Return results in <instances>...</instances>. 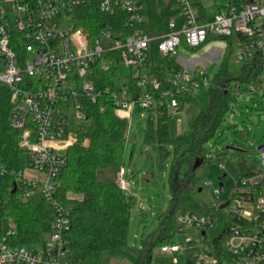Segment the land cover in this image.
Listing matches in <instances>:
<instances>
[{
    "label": "built area",
    "instance_id": "1",
    "mask_svg": "<svg viewBox=\"0 0 264 264\" xmlns=\"http://www.w3.org/2000/svg\"><path fill=\"white\" fill-rule=\"evenodd\" d=\"M176 1L182 21L177 24L170 18L167 30L157 35L140 28L145 20L143 0L1 2L0 83L9 92V124L20 130L18 146L27 155L26 166L13 171V186L22 199L47 201L55 214L51 230L34 245H12L6 239L12 231H2L0 264H84L72 257L64 238L70 225V207L58 200L57 188L67 164V149L77 139L75 129L87 118L92 105L99 112L110 107L126 120L127 132L131 116L146 123L163 112L172 114L178 110L179 95L209 86L213 76L204 67L190 68L177 59L180 69L162 79L155 77L146 61L150 41L157 40V50L166 55L187 50L182 43L197 47L209 37L237 32L246 39L241 41L236 58H248L263 47L264 0L232 1L203 22H198L200 15L191 0ZM85 4H92L106 16L95 36L77 22L78 10ZM116 11L125 13L127 35L123 37L115 36L109 25L107 16ZM215 41L222 42L224 50L225 41L207 43ZM113 52H117L118 76L110 84H100L96 71L111 68ZM121 67L128 72L121 74ZM259 153L262 168L236 177L223 197V190H214L213 209L224 205L233 219L224 242L228 258L213 253L205 241V230L215 223L212 212L207 216L189 209L176 213L178 233L191 231L184 244L195 246L191 252L194 264H264V196L260 190L264 184V149ZM6 172L0 162V178ZM116 182L121 189L127 187L121 169L116 172ZM184 244H163L159 250L176 253Z\"/></svg>",
    "mask_w": 264,
    "mask_h": 264
},
{
    "label": "trees",
    "instance_id": "2",
    "mask_svg": "<svg viewBox=\"0 0 264 264\" xmlns=\"http://www.w3.org/2000/svg\"><path fill=\"white\" fill-rule=\"evenodd\" d=\"M143 1L146 3L145 20L140 25L143 31L157 35L167 30L170 18L177 24L183 19L176 0ZM191 1L199 12L198 22H203L237 0H212L210 5H205L203 0ZM107 17L114 35H127L125 13L116 11ZM105 18L92 4L82 5L77 13L78 24L83 25L91 36L99 33ZM244 39V35L233 32L229 36L209 37L197 47L182 43L191 52L212 40L225 41L226 45L219 68L205 88L208 101L200 106L190 122L188 132L170 136L168 118L171 114L168 112L146 121L147 144L156 148L160 155L168 152L167 144L172 147L168 170L170 198L168 206L157 214L156 226L148 240L144 246L136 249L131 264H151L153 249L163 244L178 243L175 215L183 209L196 210L192 192L197 188L199 179L194 165L200 158L206 157L204 144L214 135L239 94H258L264 90V44L250 57L238 59L236 53ZM110 54L114 57L111 68L107 71L99 68L96 71L100 84H110L118 76L115 64L117 52ZM146 61L152 67L153 75L159 79L181 68L175 52L162 55L157 50V40L149 42ZM193 93L186 92L177 97L178 109L194 99ZM9 110L8 89L0 83V162L7 169L0 178L1 215L7 217L14 226L6 239L12 245H34L41 242L51 230L55 210L47 201L40 198L22 199L19 189L12 191L13 171L26 166L27 155L18 146L20 130L9 124ZM75 130L77 139L67 149V164L59 175L57 198L70 207V225L64 238L72 257L84 264H92L107 251L126 247V227L132 198L126 197L116 182V172L123 161L126 120L116 116L110 107L99 112L92 105L87 118ZM102 171L112 174V177L102 179ZM251 173L253 171L242 174ZM242 174L238 173L236 177ZM260 190L264 196V184ZM212 214L215 223L205 230V241L213 253L228 258L224 242L233 219L225 212L224 205L214 208Z\"/></svg>",
    "mask_w": 264,
    "mask_h": 264
},
{
    "label": "rangeland",
    "instance_id": "3",
    "mask_svg": "<svg viewBox=\"0 0 264 264\" xmlns=\"http://www.w3.org/2000/svg\"><path fill=\"white\" fill-rule=\"evenodd\" d=\"M3 1L0 0V12ZM203 2L207 4L212 0ZM221 43L219 41L207 43L204 50L201 47L194 53L179 49L176 52V59L181 63L182 58L202 56L212 45L222 47ZM217 55L219 60L222 53L219 52ZM218 60L204 67L209 76H213L218 70ZM120 70L123 75L128 72L126 67H121ZM262 81L264 82V74ZM193 98L168 118L170 136L190 130L191 120L200 106L208 101L207 90L205 88L196 90ZM72 113V110H69V114ZM122 113L119 111V114ZM145 137V120L136 115L131 116L120 168L122 178L127 184L123 192L126 197L132 198L126 227V247L107 251L92 264H131L136 249L144 246L155 228L157 214L168 206L170 198L168 170L172 147L167 144L168 152L160 155L156 148L147 144ZM260 145H264V91L258 94H239L223 116L214 135L204 144L206 157L200 158L194 165L199 179L197 188L200 190L194 189L192 195L198 214L207 216L213 211V202L216 200L214 190L219 188L220 183L223 185L220 197H223L230 190L238 173L262 168L258 150ZM111 175L103 171L100 173L102 179H110ZM0 224L4 234L14 229L11 221L1 215V199ZM188 235H191V231L178 235L177 240L181 246ZM194 247L188 248L184 244L183 249L176 253L162 252L155 248L151 264H194L191 257Z\"/></svg>",
    "mask_w": 264,
    "mask_h": 264
},
{
    "label": "crops",
    "instance_id": "4",
    "mask_svg": "<svg viewBox=\"0 0 264 264\" xmlns=\"http://www.w3.org/2000/svg\"><path fill=\"white\" fill-rule=\"evenodd\" d=\"M210 4H211V2L207 3V5H210ZM205 46L206 45L202 46L203 50H204ZM219 52H221V53L223 52V44H222V47L217 46V45H212L209 49H207L205 51V53L202 56H190V57L182 58V64L184 66H187V67H190V68L196 67V66H199V65H200L199 67H205L206 68V65L210 64L211 62H214V61L218 60L217 59L218 58L217 54ZM220 60H221V57L218 60L219 64H220ZM179 110L180 109H178L177 111H179Z\"/></svg>",
    "mask_w": 264,
    "mask_h": 264
},
{
    "label": "water",
    "instance_id": "5",
    "mask_svg": "<svg viewBox=\"0 0 264 264\" xmlns=\"http://www.w3.org/2000/svg\"><path fill=\"white\" fill-rule=\"evenodd\" d=\"M262 149H264V145H260V146H258V150H262ZM219 189L222 191L223 190V185L220 183L219 184ZM15 190V185L13 186V188H12V191H14ZM198 190H200V188H198Z\"/></svg>",
    "mask_w": 264,
    "mask_h": 264
}]
</instances>
